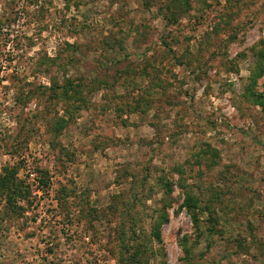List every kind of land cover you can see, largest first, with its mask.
Instances as JSON below:
<instances>
[{"label":"rangeland","instance_id":"obj_1","mask_svg":"<svg viewBox=\"0 0 264 264\" xmlns=\"http://www.w3.org/2000/svg\"><path fill=\"white\" fill-rule=\"evenodd\" d=\"M0 264H264V0H0Z\"/></svg>","mask_w":264,"mask_h":264},{"label":"trees","instance_id":"obj_2","mask_svg":"<svg viewBox=\"0 0 264 264\" xmlns=\"http://www.w3.org/2000/svg\"><path fill=\"white\" fill-rule=\"evenodd\" d=\"M156 235H157V239L160 240V237H161L160 232H157Z\"/></svg>","mask_w":264,"mask_h":264}]
</instances>
